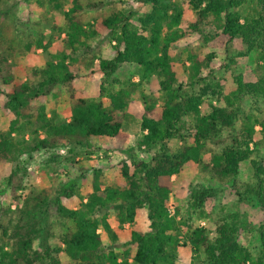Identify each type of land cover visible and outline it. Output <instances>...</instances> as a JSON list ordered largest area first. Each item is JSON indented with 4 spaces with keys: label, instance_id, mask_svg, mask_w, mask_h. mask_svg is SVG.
Returning <instances> with one entry per match:
<instances>
[{
    "label": "trees",
    "instance_id": "1",
    "mask_svg": "<svg viewBox=\"0 0 264 264\" xmlns=\"http://www.w3.org/2000/svg\"><path fill=\"white\" fill-rule=\"evenodd\" d=\"M119 1L126 4V0ZM45 2L51 10L62 8L60 0ZM137 2L140 7L126 9L123 5L102 17L85 19L87 9H96L103 2L73 0L65 11V26L59 28L60 34L65 32V48L26 79L8 68L14 51L0 46V94L5 97L3 107L16 116L9 130L0 133V185L6 173L4 163L23 153L54 151L57 153L51 162L58 163L59 149L67 147L72 164H76L81 151L99 150L94 142L105 138L115 139L119 150L127 154L121 162L123 183H108L103 169L95 168L86 198L79 193L78 177H69L54 197L48 189L35 194V205L26 208L28 222H0L2 241L8 238L0 243V264H62L63 254L74 264H179L180 248L187 246L192 248L193 260L203 258L202 264H264V156H255L259 144L256 124L260 121L242 106L249 97L256 103L264 99V73L256 81L234 74L235 87L226 93L228 79L219 78L212 67L218 51L202 54L191 50L188 68L185 63L177 67L172 60V49L178 42L197 36L203 45L225 51L240 38L246 46L244 55L253 54L258 64L264 63V0H188L196 13L193 20L184 16L176 0ZM44 38L39 35L36 44L47 50ZM109 45L116 51L110 58L104 56ZM228 59L225 66L232 70L236 59ZM126 63L135 70L123 76ZM96 68L102 74L99 92L89 97L75 81ZM187 71L190 84L198 85V91L185 89L182 74ZM155 79L159 80L162 99L147 90ZM59 89L69 96L68 119H57L56 111L48 115L44 99L56 96ZM213 98L217 104L211 102V112L203 114L201 105ZM134 99L142 101L137 116L146 131L138 147L145 146L151 153L149 159H136V149L126 147L129 135L123 116ZM23 120L35 127L30 142L12 136ZM260 124L264 137V122ZM174 140L183 145L173 148ZM205 153L210 154L209 159L204 158ZM245 161L253 167L248 181L239 176ZM191 162L202 163L218 184L190 183L189 217L177 221L168 211L173 176L179 178ZM27 176L26 165H15L11 170L7 182L14 197L26 185ZM224 185L232 186L240 201L256 202L263 214L256 228L260 239L257 252L239 239L246 223L239 213L226 211L221 201ZM75 196L80 199L78 206L67 204L65 200ZM141 209L147 211L148 229L135 228L128 240L120 241L110 214L123 228L126 223L135 224ZM177 213L181 214V207ZM192 213L207 217V223L191 222ZM57 225L61 228L58 231L54 229ZM50 237L55 243H49Z\"/></svg>",
    "mask_w": 264,
    "mask_h": 264
},
{
    "label": "rangeland",
    "instance_id": "2",
    "mask_svg": "<svg viewBox=\"0 0 264 264\" xmlns=\"http://www.w3.org/2000/svg\"><path fill=\"white\" fill-rule=\"evenodd\" d=\"M62 8L51 10L45 0H4L0 3V46L1 48H7L14 51V55L11 56L9 69L19 78L26 79L31 76L32 71L35 68H41L45 65L46 61L52 56L58 54L65 48L63 38L65 32L60 34L59 28L65 26V11L69 10L73 5V0H60ZM87 4L89 1L96 3L103 2L96 9H87L84 12V18L92 19L93 16L102 17L110 13L111 9L115 7H121L129 9L132 6L140 7L137 0H126V4L116 0L115 3H109V0H82ZM182 5L184 10V16L188 20H193L196 16L192 6L188 3V0H176ZM39 35H43L44 44L48 46L47 50L36 44ZM96 43V40H93ZM33 43V46L31 44ZM116 42H113V45ZM228 51L224 48H215L213 46L203 45L197 36L181 40L172 49V60L177 67L183 66L185 63L186 68L189 67L190 61H188V54L191 50L201 52L205 54L209 51H218V56L214 59L212 67L218 77H226L228 83L226 86V93H229L234 89L235 84L233 82V75L242 73L245 81H256L257 77L264 73V63H257V58L252 54L244 55L246 51L245 44L240 38H236L234 42L228 46ZM243 53V54H241ZM116 51L109 45L104 49L105 57H113ZM228 56H234L236 59V65L232 70H227L225 66L229 63ZM99 59L95 60L98 65ZM184 68V69H186ZM134 65L126 63L122 69V75L128 76L133 72ZM187 70V69H186ZM185 80V89L190 93L198 91V85L190 84L189 72L182 74ZM101 72L98 68L94 73H90L86 76H81L75 81L76 87L83 89L87 92L89 97H95L99 92V85L101 79ZM134 80H138L139 76L135 74ZM1 87V84H0ZM159 80L155 79L153 84L148 87V91L154 93L162 99V93L158 91ZM4 96L0 94V133L6 132L11 126L12 120L16 117L13 112L3 107ZM47 105L48 115H52L53 111L57 112V119H68L71 116V104L69 96L65 90H58L56 96H48L44 99ZM217 104L216 99L206 100L201 105V111L203 114L211 112V105ZM142 101L134 99L131 101L126 113L124 114L123 123L124 130L129 135V139L126 142V147H133L136 149V159H149L151 153L147 151L145 146L138 147L139 140L143 137L146 131L141 128V118L137 116V113L142 108ZM243 108L247 113H253L255 117L260 121L256 124L257 134L256 137L259 144L256 148L255 156H264V137L262 134L261 122H264V99L261 98L258 103L252 98H247L243 103ZM258 106L260 110H255ZM133 111V112H132ZM20 128L15 130L12 136L16 140L32 141L34 138V125L26 124V120H23ZM44 132L40 131V137H44ZM95 146H99V150L89 152H80L75 161L76 164H72V160L67 147L59 149L60 162H51L52 155L57 152L40 151L34 152L32 155L23 153L15 161H6L2 166L5 170V175L0 185V222L10 224L26 223L28 222L26 208L35 205L34 196L36 193L41 192L43 189H48L50 197H54L58 190L62 187L65 181L70 178L79 179V193L86 198V195L91 191V181L95 168L103 169V175L108 183H123L121 177V162L127 157V154L119 150L115 139L100 138L95 140ZM183 143L179 140L171 142V146L175 149L181 147ZM253 147V144H252ZM210 154L205 153L204 158L209 159ZM15 165L27 166L28 176L26 177V185L17 192V196L14 197L11 194L7 177ZM253 175V167L250 161H245L242 164L240 171V178L244 181L251 179ZM174 192L171 194V198L168 203L174 202L175 214L170 215L175 217L177 221H180L183 217L188 218L189 212L187 207V199L189 194L190 183L201 182L206 185L216 186L218 183L214 180L210 173L205 171L202 163L191 162L187 165L182 175L177 178L173 176ZM222 203L226 206L227 212H237L241 215L243 223H246L245 229L241 231L239 236L240 241L250 248H253L254 252L258 251L260 239L257 234L256 228L263 220V214L260 212L258 205L254 201L239 200L235 190L230 185H224L222 187ZM86 200V199H85ZM67 204L71 206H78L79 197L75 196L73 199L65 200ZM178 207H181V214L177 213ZM170 214V213H169ZM217 214V213H216ZM215 213L214 215L217 216ZM26 218L23 219V217ZM191 222L204 225L207 223V217H201L198 213H192ZM22 217V218H21ZM28 220V221H26ZM109 221L120 236V241H126L131 237L133 229L146 230L148 229L149 220L146 209H141L138 212V216L134 225L126 223L123 228H119L116 217L110 214ZM57 231L61 228L57 225L55 228ZM252 229V231H251ZM100 232L103 233V237L106 243H109V238L104 231L100 228ZM2 229L0 227V243H4L8 238H4L2 241ZM49 243H55L53 237L49 238ZM6 249H10L7 245ZM62 264H74L69 261L63 254ZM193 260V251L190 246L181 247L179 251V264H202V257ZM9 262V260H8ZM25 264V263H17ZM42 264V263H35ZM47 264V263H44Z\"/></svg>",
    "mask_w": 264,
    "mask_h": 264
},
{
    "label": "built area",
    "instance_id": "3",
    "mask_svg": "<svg viewBox=\"0 0 264 264\" xmlns=\"http://www.w3.org/2000/svg\"><path fill=\"white\" fill-rule=\"evenodd\" d=\"M168 211L170 213V215H174L175 214V205L174 202H169L168 203Z\"/></svg>",
    "mask_w": 264,
    "mask_h": 264
},
{
    "label": "crops",
    "instance_id": "4",
    "mask_svg": "<svg viewBox=\"0 0 264 264\" xmlns=\"http://www.w3.org/2000/svg\"><path fill=\"white\" fill-rule=\"evenodd\" d=\"M133 112V111H132Z\"/></svg>",
    "mask_w": 264,
    "mask_h": 264
}]
</instances>
